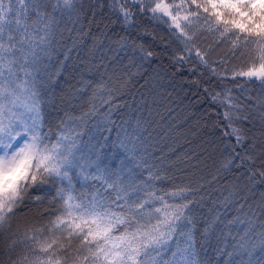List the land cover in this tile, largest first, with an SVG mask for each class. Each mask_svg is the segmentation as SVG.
Masks as SVG:
<instances>
[{
    "label": "snow or ice",
    "instance_id": "6c2138e0",
    "mask_svg": "<svg viewBox=\"0 0 264 264\" xmlns=\"http://www.w3.org/2000/svg\"><path fill=\"white\" fill-rule=\"evenodd\" d=\"M107 2L109 14L116 17L113 23H120L126 33L136 26L138 16L164 24L171 21L168 31L178 49L171 53L174 64L195 61L190 72L209 69L218 81L243 78L244 83L237 84L242 91L245 83L258 89L255 99L243 97L252 107L241 117L243 109L239 101L233 102L232 89L213 94L205 88L213 105L226 106L223 135L232 141L225 143L212 175L213 181L222 180L229 189L219 202L223 212L215 206L206 214L200 211L204 198L197 200L196 195L202 185L173 184L169 191L158 187L172 178L137 158L139 121L132 131L120 126L122 137L118 135L115 143L124 159L116 172L102 166V150L110 137L90 138L87 144L82 139L87 134L83 129L98 115L105 125L100 130H113L112 116L122 107L116 101L130 73L109 71L101 62L96 66L97 71L104 69L99 80L81 78L73 85L78 98L87 96V110L60 120L55 132L45 131L43 99L30 68L50 55L58 17L74 18L75 23L87 10L83 0H0V234L12 229V219L26 200L43 203L50 195L49 204L55 205L44 213L50 218L48 224L24 232V239L31 241L26 245L31 258L12 255L16 241L11 233V243L4 250L7 264H69L70 260L72 264H209L200 250L203 241L213 237L223 264H264V190L255 196L257 188L264 186V0ZM97 3L103 8L102 0H92V8ZM208 37L214 38L211 43ZM104 38L116 46L115 51L131 48L132 59L148 60L154 55L143 44L130 42V35ZM221 45H230L233 58L239 53L250 62L247 70L231 77L218 75L217 67L227 60L212 57ZM20 72L24 79L18 82ZM69 122L76 126L69 127ZM244 122L250 125L247 130ZM257 123L259 137L250 135ZM142 166L147 177L136 171ZM93 168L94 173L89 171ZM233 172L234 182L229 179ZM77 178L84 182L81 187L93 181L88 194L76 192ZM229 209L235 211L231 219ZM46 232L60 235L49 242ZM60 238L67 243L57 246Z\"/></svg>",
    "mask_w": 264,
    "mask_h": 264
},
{
    "label": "trees",
    "instance_id": "16d2710c",
    "mask_svg": "<svg viewBox=\"0 0 264 264\" xmlns=\"http://www.w3.org/2000/svg\"><path fill=\"white\" fill-rule=\"evenodd\" d=\"M166 2L179 3L180 0H166ZM87 15L82 16L79 22L64 16L59 19V26L54 29L52 49L50 55L43 57L38 64L31 67L35 87L40 93L42 103V117L45 131L51 129L56 131V125L60 120H68L69 117H78L82 111L87 110L83 99L78 98L73 92V85L81 78L87 80H99L103 67L96 70L101 62L109 66V71L115 69L117 73L125 71L131 75L126 77L129 82L123 89L122 95L117 99L122 107L114 113L112 120L115 125L111 132L100 129L105 128L102 123V116L93 117L86 128L87 133L82 139L87 142L90 138H102L108 136L102 150V166H107L110 171H119L120 161L124 159L122 149L115 143L118 135L122 137L121 125L132 131L136 122H140L137 133L140 139L136 142L137 158L144 160L153 170H161L162 175L172 178V181H165L158 185L164 191L173 188V184H191L192 187H200L196 199L201 201L202 213H208L214 206L220 208V201L228 195L229 189L224 187V182L219 183L212 180L215 168L222 159L225 143L232 141L223 135L225 122L223 112L225 107L213 105L209 99L208 88L213 94L224 92L225 87L232 89L231 95L235 101H239L242 111L241 117L248 114L252 105L243 97L251 95L255 99L258 89L251 84H244L243 91L237 87L238 83H244L243 78H237L236 82L229 79L218 81L212 76L209 69L196 68L195 72L189 69L196 63H186L183 66L174 64L171 60V53L178 51L175 38L168 31L171 21L164 24L158 21H149L148 17H137L136 26L128 32L121 31L120 23H113L116 20L114 15L109 14L107 0H102L103 8L97 3L92 8V0H83ZM95 12L93 17L92 13ZM186 13L181 12V15ZM167 19V18H165ZM130 35V42L143 44L146 49L151 50L154 55L148 60H142L138 56L132 59L131 48L123 51H115V45L104 36ZM214 38L208 37L209 43ZM209 45L205 43L203 47ZM230 45H221L216 49L213 60L225 58L226 63L217 67V74L231 77L233 72L246 71L250 62H245L236 54L232 57L229 51ZM215 66V65H214ZM203 73V74H202ZM24 79L23 73H18V82ZM223 95L221 96V100ZM219 104V101H218ZM247 104V107L244 105ZM127 121V123H125ZM69 127H75L69 122ZM240 126V125H236ZM247 130L250 125L243 123ZM260 125L250 135L259 137ZM95 139H93V143ZM131 166V165H129ZM95 172V169H90ZM147 177L148 173L137 169ZM236 173H229L230 181L234 182ZM84 183L79 178L75 182L76 192L88 194L93 181L89 180L87 186L81 187ZM243 186V181H241ZM264 186L257 188L255 196L258 198ZM54 191V190H53ZM36 193H34L35 195ZM49 195L43 203H33L31 200L21 205L12 219V229L0 234V261L7 264V249L11 240L9 236L15 233L16 241L13 256L28 254L26 245L31 241L24 239V232L29 227L39 228L48 224L49 217L44 214L52 210L55 205L49 204ZM235 215L234 209H229L227 216L231 219ZM243 218V216H242ZM235 230V229H234ZM59 232L53 236L45 233L49 242L59 236ZM59 243H67L60 238ZM204 248L200 250V256L209 261V264H223V258H217L215 251V238L203 241ZM73 244V251L76 247ZM199 250V249H198ZM69 264H72L71 260Z\"/></svg>",
    "mask_w": 264,
    "mask_h": 264
},
{
    "label": "rangeland",
    "instance_id": "374dc122",
    "mask_svg": "<svg viewBox=\"0 0 264 264\" xmlns=\"http://www.w3.org/2000/svg\"><path fill=\"white\" fill-rule=\"evenodd\" d=\"M21 111H23V109H21ZM173 250H174V246H173ZM170 255H171V254L169 253L168 256L170 257ZM257 255H259V253H257Z\"/></svg>",
    "mask_w": 264,
    "mask_h": 264
}]
</instances>
